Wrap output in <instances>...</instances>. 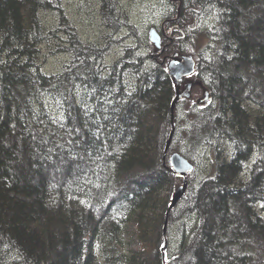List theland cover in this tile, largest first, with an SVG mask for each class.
Segmentation results:
<instances>
[{"label":"trees","instance_id":"16d2710c","mask_svg":"<svg viewBox=\"0 0 264 264\" xmlns=\"http://www.w3.org/2000/svg\"><path fill=\"white\" fill-rule=\"evenodd\" d=\"M50 4L0 0V264H163L162 250L166 264H264L259 0H180L166 25L182 38L163 41L157 60L127 48L107 65L72 31L57 73L41 64L49 37L39 12ZM175 53L193 56L189 78L208 99L182 114L187 99L178 103L165 164ZM201 149L209 168L200 175ZM173 153L195 168L166 217L161 191L182 184L168 168Z\"/></svg>","mask_w":264,"mask_h":264},{"label":"rangeland","instance_id":"374dc122","mask_svg":"<svg viewBox=\"0 0 264 264\" xmlns=\"http://www.w3.org/2000/svg\"><path fill=\"white\" fill-rule=\"evenodd\" d=\"M179 1L49 0L51 4L39 12L41 25L49 37L40 45L42 68L47 73H57L69 62L70 56L64 52L62 46L70 47L65 43L68 42L72 31L83 43L96 45L103 50L106 54L104 62L107 65L116 61L127 48H138L137 55L151 58L152 54H157L158 51L150 46L149 30L156 29L160 32L165 21L174 22L176 19L171 18L174 10L180 15ZM172 4L177 7L174 9ZM255 13L256 19L260 14H264V0H259ZM203 23L213 26L216 18L213 14H208ZM201 42V45L196 46L202 49L208 41L203 39ZM186 82L192 83V89L190 97L180 106V114L208 99L207 91L199 80L189 78ZM166 161L165 157L163 162L166 164ZM196 168L200 175L208 171V151L200 150ZM172 193L165 187L161 191V197L166 198L169 203ZM133 232L134 227L129 225L126 237L130 249H135L137 245Z\"/></svg>","mask_w":264,"mask_h":264},{"label":"water","instance_id":"95a60500","mask_svg":"<svg viewBox=\"0 0 264 264\" xmlns=\"http://www.w3.org/2000/svg\"><path fill=\"white\" fill-rule=\"evenodd\" d=\"M148 39L150 44L153 45L156 50L161 51V53L163 52L162 35L156 29L149 30ZM195 71H196V61L191 55H180L176 53L169 60L168 75L173 80V83L176 86V95L173 98L170 105L171 119L173 123L164 150L163 159H165L166 157L176 127L174 123L175 109L178 103L182 99H188L190 97L192 83L185 82V79L191 77L195 73ZM182 86H183V90L180 91ZM168 168L173 175L182 178V184L175 191H173L170 197L166 217L168 216L169 212L178 205L182 197L185 195L188 185V176L194 171L195 167L191 162L186 160L180 154L173 153L169 156ZM165 227H166V220H165L164 230ZM162 260H163V264H166L164 250H162Z\"/></svg>","mask_w":264,"mask_h":264},{"label":"flooded vegetation","instance_id":"af4514ba","mask_svg":"<svg viewBox=\"0 0 264 264\" xmlns=\"http://www.w3.org/2000/svg\"><path fill=\"white\" fill-rule=\"evenodd\" d=\"M171 23L173 24V22H171ZM166 24H167V21H165L163 23V25L161 26L160 32L158 31L162 35L163 52L161 53V51H159L160 54H163L165 51V45L163 44V41H168L171 44V43H173L174 39L181 40V38H182V37H179L176 35V32L179 31V28L177 25H173V26H170V28H168V26ZM167 34H168V36H167ZM155 56L157 57L158 55L152 54L151 58L157 60V58H154ZM182 90H183V86L181 87L180 91H182Z\"/></svg>","mask_w":264,"mask_h":264},{"label":"snow or ice","instance_id":"6c2138e0","mask_svg":"<svg viewBox=\"0 0 264 264\" xmlns=\"http://www.w3.org/2000/svg\"><path fill=\"white\" fill-rule=\"evenodd\" d=\"M77 132H79V129H76Z\"/></svg>","mask_w":264,"mask_h":264}]
</instances>
